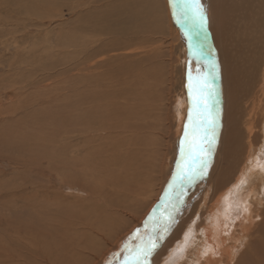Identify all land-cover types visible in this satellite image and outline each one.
<instances>
[{"label": "bare ground", "instance_id": "bare-ground-1", "mask_svg": "<svg viewBox=\"0 0 264 264\" xmlns=\"http://www.w3.org/2000/svg\"><path fill=\"white\" fill-rule=\"evenodd\" d=\"M78 1L77 10L82 13L79 26L81 36L78 45L82 60L87 62L89 69L95 71L99 80L106 76L113 79V75L120 78L121 75H125L124 78L127 82L134 83L130 84L128 92L135 97L140 95L145 97L141 100V104L134 105L137 108L132 110L134 111L135 124H145V126L133 128L130 142L127 143L128 145H123L125 139L117 140V138H122V136L124 138L123 133L126 127L119 115H117V121L110 126L111 129L105 127L102 131L99 128V125H104L103 121L107 117L116 116L110 105H107L104 110L100 106V110L90 111L98 124L99 133L89 121V115L81 114L80 117H85L80 120L78 133H82L86 139L84 142L92 144V148L88 146L84 152L87 153V156H92L91 160L93 161L87 157L88 159H85L82 165L78 163V170H82L80 176L84 178L85 182L88 181L79 188L83 190L81 192L87 194L88 199L91 198L95 202L102 203L100 204L102 206L100 208L101 216L95 218L97 221L94 224L82 226L83 233L77 237L76 243L70 246L71 251L67 255L58 256L51 252L50 255L52 254L51 258L54 259L52 260L54 264H84L89 260L92 261H90L91 264H102L107 260L108 264L110 259L115 258L113 251L119 250L118 247L123 241L122 239L132 233L135 226L140 224L142 227L146 220L144 216L147 213L138 218L130 213L129 218L134 221L133 226L130 227V232L125 231L126 233L121 234L119 231L125 227L117 226L116 222L117 219H122L127 215L124 214L127 211H124L125 207H128V210L131 208L130 210L134 213L143 207L146 212L154 201V199L149 200L153 189L152 173L154 171L149 170L150 158L154 156L153 152L155 151L153 150L157 146V137H167V134L162 132L171 131V126L167 123L165 116L156 113L157 105H159L156 103L162 104L166 109L173 104L177 109L176 104L183 96V93L181 94L183 90L177 83V78H179V73L183 76L186 74L183 64L180 63L183 59L187 63V53L190 51L184 29L172 15V4L175 0H157L155 4L150 0ZM202 2L209 11L210 22L204 31L193 29L192 37L193 43L204 44L205 50L210 45L214 51V42L218 47L217 55L213 52L214 55L211 56L220 66V73L214 82L215 87L219 90V95L213 98L219 100V104L214 110L219 111L221 123L216 163L213 172L208 177L207 188L205 190L198 189V197L204 191L200 203L193 204L194 197L191 198L189 205L185 200L181 216L185 215L184 211H190L186 217L182 219H180L181 216L178 217V224L174 227L171 236L158 250L155 258L153 257V264H223L222 260H227L229 264L234 259V255H227L231 252L228 247L232 246L228 245V242L233 238L229 236L230 228L228 229V227L230 224L227 220L234 214L239 215L242 210L248 212L246 205L234 204L233 201L237 197L236 195H240L241 199H243L241 196L249 195L250 206H248L253 211L254 202L257 204V200L262 196L258 194L255 187H258L259 181L264 184V161H261L262 158L257 152L260 150L264 153V139H262L263 142H258L261 134H264V0H202ZM162 20L166 22L168 28L167 36L161 35L162 31L159 32V23ZM152 22L156 23V26ZM189 54L191 55V53ZM217 56L219 60H217ZM127 62H130L129 65L133 67V72L122 71L123 64ZM190 62L192 72H197V68H199L202 73L204 71L208 73V66L204 67L205 64H202V60L195 66L191 59ZM115 65L121 69L114 70ZM144 66H149V68L147 67L145 68L147 70L143 71ZM129 74L134 75L135 78ZM146 77H149V80L152 79L154 83L153 89L151 86L152 90L144 89L146 88L144 80ZM141 82H144L143 89L139 87ZM217 82H220V85ZM139 91L142 94H139ZM89 94L91 95V93ZM128 101L131 102L130 99ZM81 103L83 102L81 101ZM182 103L185 104L184 100ZM208 103L211 106L213 100L210 99ZM124 108L128 109L126 106ZM175 111L177 112V110ZM148 113L156 114L157 120L147 124ZM116 125L117 127H114ZM161 125H163L162 131L159 129ZM141 131L142 134H140ZM170 135L176 137L174 132H170ZM105 139L109 145L104 142ZM115 141L119 142L118 147L121 152L111 146ZM97 142H100L101 147L95 148L93 144ZM170 151L174 152L173 147H170ZM78 158L80 159V157ZM173 158L174 155H172ZM72 162L74 161L72 160ZM170 164L172 166L173 160ZM119 165L121 168L118 169V173H115ZM102 166L109 167L107 174L112 176V179L109 177V182L105 183L107 193L112 188L106 198L105 195L101 198L94 189L98 187L99 180L95 177L102 172ZM153 166L155 167V165ZM171 166L170 170L173 169ZM111 168L112 170H110ZM170 170H164V166H161L154 176L159 173L158 177L161 182V179ZM158 193L156 192V195ZM156 195H153L152 198ZM239 198L238 200H240ZM132 203L133 205H131ZM199 204L200 209H204V211L200 214L201 220L196 227L197 221H191V218ZM89 211L91 210L89 209ZM92 211L94 210L92 209ZM163 211L161 209V212ZM262 213L264 214V211H260L261 219ZM261 227L264 228V223H259L252 232L256 234L261 230ZM263 231L256 236V240L264 243ZM262 234L263 236L260 237L259 235ZM256 254L258 255L257 252ZM244 256L246 257V255ZM250 262L246 260L244 264H250Z\"/></svg>", "mask_w": 264, "mask_h": 264}, {"label": "rangeland", "instance_id": "rangeland-1", "mask_svg": "<svg viewBox=\"0 0 264 264\" xmlns=\"http://www.w3.org/2000/svg\"><path fill=\"white\" fill-rule=\"evenodd\" d=\"M150 1H154L153 4H155L157 0ZM76 4L79 5L78 0H0V264H54L51 255L54 253L58 256L67 255L71 251L70 246L76 243L77 237L83 233V227L94 224L96 219L101 216L100 208L102 206L100 204L102 203L95 202L91 198L88 199L87 194L81 192L83 190L79 188V186L88 183L80 176L82 170H78L79 165H82L88 158L93 161L91 160L93 157L87 156V153L84 152L88 146L92 148V144L84 142L86 139L82 133H78L81 118L89 115V121L99 133L98 124L90 111L96 112L101 107L104 110L107 105H110L116 116L107 117L103 121L104 125H99V128L102 131L105 127L111 129L110 126L117 121V115H119L126 127L123 133L124 138L123 136L117 138V140L125 139L123 145L130 142L133 128L145 126V124H135L134 111L132 110L137 108L134 105H140L141 100L145 97L142 95L135 97L128 92L130 84L134 83L127 82L124 78L125 75H121V78L113 75V79L103 75L107 78L99 80L95 71L89 69L87 62L82 60L78 46L81 36L79 26L82 13L77 10L78 5ZM163 20L160 23L164 27L159 23V32L162 31L160 34L167 36L168 28ZM152 24L156 26V23L152 22ZM217 50L218 47L214 42V51L212 50V52L217 55ZM205 51H208L207 48ZM189 53H187V63L184 59L180 63L183 64L187 75L191 64L190 59L192 64L195 63L194 66L198 63L197 59L194 56L191 57ZM89 60L92 61V59ZM201 60L206 67L212 57H205L204 60ZM217 60H219L218 56ZM129 64L130 62L123 64L122 71L133 72V67ZM147 67L149 68V66H144L143 71H146ZM117 68L121 69L118 65H115L113 69ZM186 74L183 76L179 73V78H177V83L183 90L180 91L183 96L176 104L177 109L173 104L166 109L162 104L156 103L159 104L156 113L165 116L167 123L171 126V131L162 132L167 134V137H157L158 147L156 146V150H153L155 151L153 152L154 156L150 158L149 170L154 171L152 173L153 189L149 200L154 199V201L146 212L143 207H140L137 213L130 210L131 208L128 210V207H125L124 211H127L124 214L127 215L121 217L122 219H117L116 222L117 226L125 227L119 231L121 234L125 231L130 232V227L133 226L134 221L129 218L130 213L137 218L147 213L144 216L146 219L151 210L160 204L161 198L168 190L167 185L176 172V163L180 159V141L183 139L184 128L188 123V115L193 105V101L188 95V76ZM192 74L193 77H196L197 72H192ZM130 76L135 78L134 75ZM149 79V77L144 79L147 83H145L146 88L144 89L152 90L154 83L152 79ZM143 84L144 82H141L139 87L142 88ZM218 84L220 85V82ZM142 89L140 90L142 91ZM141 91L139 94H142ZM183 100L185 104L182 103ZM83 113L85 116L80 117ZM146 119V123L150 124L157 120V116L148 113ZM118 121L120 122V120ZM162 126L159 128L161 131ZM170 132H174L176 137H172ZM262 139H264L263 133L258 142H263ZM104 142L109 145L106 139ZM114 144L111 146L121 152L118 147L119 142L115 141ZM93 145L95 148L101 147L100 142ZM170 147H173V153L170 151ZM257 152L262 158L261 161H264L263 151L257 150ZM172 155H174L173 159ZM161 166H164V170H170V166L173 169L168 171L167 178L165 179L166 176H164L160 182L159 173L156 176L154 173L159 171ZM120 168L121 165L117 166L115 173H118ZM108 169L109 167H103L102 172L95 177L99 183L98 187L94 189L101 198L103 195L106 198L112 191L111 188L107 193L105 187V183L109 182V177L112 179V176L107 174ZM207 181L208 177L187 188L184 197L187 205L191 203L190 200L193 197L195 199L193 204L200 203L204 191L198 197V189L205 190ZM198 184L200 185L198 186ZM263 185V182L259 181L258 187H255L258 194L262 196L257 200L258 205L254 202L253 211L249 209V195L241 196L244 200L239 198L240 195H236L241 203L237 197L233 201L234 204L246 205L248 212L242 210L243 212L240 211L239 215L234 214L227 220L230 224L228 227V229L230 228L229 236L233 238L228 242V245H232L228 247L231 252L229 251L230 254L225 253V255H234V259L229 264H244L246 260L251 261L250 264H264V243L256 240V236L264 228L261 227V230L256 234L252 232L255 226L264 223L262 221L264 214L261 215L262 219L259 216L260 211H264ZM156 192L159 193L156 195ZM153 195L156 196L152 198ZM189 211H184V216L180 214V219L186 217ZM203 211L204 209L201 210L199 204L191 218V221H197L196 227L200 223V214ZM236 216L238 218L234 219ZM138 227L140 224L133 230ZM132 233L122 239L119 249ZM259 236L262 237L263 234ZM117 251H113V253L115 254ZM90 261L84 264H91L92 261ZM106 262L107 260L102 264H107ZM222 263L228 264L227 260H222Z\"/></svg>", "mask_w": 264, "mask_h": 264}, {"label": "snow or ice", "instance_id": "snow-or-ice-1", "mask_svg": "<svg viewBox=\"0 0 264 264\" xmlns=\"http://www.w3.org/2000/svg\"><path fill=\"white\" fill-rule=\"evenodd\" d=\"M172 15L184 29L189 51L197 62L214 55L210 45L206 52L204 44L193 43L192 30L204 31L210 22L209 11L202 0H175ZM207 66L208 73L197 68L195 78L191 67L188 68V89L193 105L180 141L176 172L167 185L170 191L164 193L160 204L151 210L143 226L134 230L114 254L116 258L108 264H153V257L179 222L187 188L209 177L214 170L221 123L219 111L214 110L219 100L213 98L219 95L214 82L220 66L215 59L210 60ZM210 99L213 100L211 106L208 103Z\"/></svg>", "mask_w": 264, "mask_h": 264}]
</instances>
